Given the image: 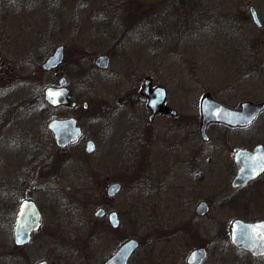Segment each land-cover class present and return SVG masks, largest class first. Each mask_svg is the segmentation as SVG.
Returning <instances> with one entry per match:
<instances>
[{"label":"rangeland","instance_id":"rangeland-1","mask_svg":"<svg viewBox=\"0 0 264 264\" xmlns=\"http://www.w3.org/2000/svg\"><path fill=\"white\" fill-rule=\"evenodd\" d=\"M250 5L262 27L253 22ZM58 45L65 47L64 62L43 70ZM100 54L110 55L109 68L96 67ZM61 76L67 77L74 99L90 106L63 113L81 117L83 145L71 148L63 174L49 179L43 178L44 164L54 145L42 128L44 118L47 122L55 113L43 95ZM146 77L153 86L167 88L168 105L192 118H200L207 92L231 107L246 99L263 101L264 0H0V264H35L52 255L54 245L65 248L57 237L46 235L54 224L70 239L97 231L92 244L101 247L107 242L104 231H120V239H142L139 251L148 253L153 239V264H186L188 253L200 245L209 249L205 264H264L223 235L235 218H264V184L254 194L259 209L235 210L228 202L236 194L231 186L236 168L230 161L236 149L264 144V113L245 129L211 124L198 178L180 162L182 131L170 128L165 134L162 117L153 120V128L163 123L157 142H145L146 133L137 131L143 127L133 120L147 127L149 112L136 113L125 101L138 99ZM170 121L177 124L180 118ZM89 139L96 142L91 154L83 150ZM161 140L163 150L168 146L169 156L177 160L162 177L167 158L157 163L155 147ZM218 154L226 161L217 163ZM218 165H227L228 171H216ZM155 171L161 177L157 182ZM115 181L123 188L107 198V187ZM262 183L264 175L237 194L251 193ZM26 196L45 205L44 223L26 246L17 247L12 216ZM53 198L60 202L56 210L47 207ZM201 200L210 206L205 216L195 213ZM101 207L107 214L99 218L95 213ZM112 211L120 216L117 229L108 221ZM94 255L102 254L95 249Z\"/></svg>","mask_w":264,"mask_h":264},{"label":"flooded vegetation","instance_id":"flooded-vegetation-1","mask_svg":"<svg viewBox=\"0 0 264 264\" xmlns=\"http://www.w3.org/2000/svg\"><path fill=\"white\" fill-rule=\"evenodd\" d=\"M251 8H255V7L253 5H250L249 6V11L251 10ZM54 51H55V49H54ZM54 51H53V53H54ZM100 55H107L110 58V55L109 54H100ZM100 55H98V56H100ZM110 62H111V58H110ZM58 67L53 68L51 70H55ZM47 71H50V70H47ZM62 78H66L67 79V77L61 76L60 79H59V81H58V83H57V85H50L48 87H59L60 86V80ZM147 79H149V92L150 93L153 92V89H155L157 87H164V86H160V85L159 86H153V84H152V78L151 77H146L145 80H144L142 89L140 91V95L138 96V99L137 100H132V101H125L126 104H127L126 108H128V109H130V108H136V111H135L136 113L137 112H141V109H143L146 112L147 111L149 112V115H148V125H147V127L143 126V124L141 122L133 120V117H129V115H126V114L125 115L122 114V115L124 117H128V118L132 119L134 122H138V123L141 124V126L143 127V129L142 130H137V131H140V132L143 131V132L146 133L147 139H146L145 142H147V143L152 142V141H153V143H155V142L158 141V130H159V126L162 125L163 123H166L167 124L166 128L164 129V133L165 134H167V133L170 132V128H173V129L182 131L183 132V136L180 139V141L178 143V146L181 147L179 149V151H181L184 154V156H183V159H180V162H182V164H184L187 167L186 171L188 172V174H191V173H193V175H196L197 174V177L199 178L200 175H199V173H197L199 171V167H204V164H205V162H204V160H205L204 159L205 152H204V148L203 147H204L205 142H207V141L210 140V136H209V139L206 140V139L203 138L202 133H201V124H202L201 103H200V118L198 116L192 118L191 116L182 115L177 109L172 108L170 105L167 104L168 91H167V88L164 87L166 89V91H167L166 100L164 102V106L169 107L171 109H175L177 113L175 115H172L169 112H167V113L164 112V109L163 108H160L153 115V110L149 106L150 97H149V95H147V94H145L143 92V90H144V84H145V81ZM67 84H68V79H67ZM48 87H46L45 90H44V95H43L44 96V101L54 111L55 117L51 118L47 122H46V120L44 118L43 128H42L43 134L42 135L44 136V135L48 134L50 136V139L52 141V145H54V150L52 152L51 157H49V159H47V161L44 164L45 165V173L43 174V178L50 177L49 179H51L52 177H56L57 178L61 173L63 174V172L65 170V163L67 161L66 158H67V155H68L69 150L71 148H73L74 146H76L77 144H80L81 143V140H82V138L84 136V129L80 125L81 117H76V116H73V115L65 116L63 113L66 112V110H72V111L75 110V109L76 110H79V109L86 110V109L89 108L90 104L87 101H84L82 103H79L77 100H75L74 97H73V94H72L71 89L67 86V88L70 90V94L72 96V101L75 102V105L70 106L68 104H60V105L54 106V105H52L51 103H49L45 99V91H46V89ZM207 93L210 94L213 99H215V100L219 101L220 103L224 104L220 100H218L215 97H213V95L211 93H209V92H207ZM207 93H205V94H207ZM245 101L255 102V101L246 99V100H243L242 102H240V104L238 105V107H240V105L243 102H245ZM260 102H264V100L263 101H260ZM256 103H259V102H256ZM224 105L225 106H228L226 104H224ZM228 107H231V106H228ZM238 107H231V108H238ZM260 116H258L253 123H251V124H249L247 126L231 127V126H228V125H225V124H222V125H224V126H226L228 128H233V129L234 128L235 129L236 128H238V129H245V128H248V127L252 126L257 121V119ZM158 117H162L163 120H164V122L163 123L161 122V124H159V125H157V126H155L153 128V120L156 119V118H158ZM70 118H74L76 120V125L80 129L79 136L75 140L71 141L67 146H59L56 143L54 133L49 128V124H50L51 121H53L55 119H70ZM178 118H180V121L177 124H173V122L170 121L171 119H178ZM168 119H170V120H168ZM211 124H215V122L214 123H210L209 126ZM216 124H221V123H216ZM192 125H195L196 128L194 127L195 129H192L193 128ZM209 126H208V128H209ZM44 128L46 129V133L44 132L45 131ZM208 128H207V133H208ZM105 129H107V128H105ZM108 129H110V128H108ZM153 129L155 130V133H153V137H151V131H153ZM134 132H136V131L135 130L131 131L129 133V136L131 135V133H134ZM208 135H209V133H208ZM41 143H43V142H41ZM40 144H37V145H40ZM81 144L83 145V143H81ZM259 144H262L263 147H264V144L263 143H257L253 147H251V148H249V147H240V148L236 149L235 154H234V158L231 159V161H230L231 167L233 168L235 166V168H236L234 177H233V179L231 181V186L236 191V194H235V196L229 198L228 199V202L230 203V206H232L235 210L240 209V208H244V209L245 208H248V211L250 212L254 208L255 209H259L258 206L262 207V205H259L258 204V200H255L254 199V194H256L262 188V186H263L264 183H262V185L260 187H258L255 191H253L251 193L249 192L250 194L247 193L245 195H242V194H239L238 195L237 193L245 190L246 188H248L250 186L252 187V185H254L255 183H259V181L261 179V176L264 175V171L261 174H259L257 177L249 180L244 185L236 186V187L233 185V182H234L235 178L237 177V175L239 173V170H240V164L236 160L238 151H240V150L253 151L254 148H255V146H257ZM90 145H92V148H93V150L91 152L88 151V148H89ZM164 145H165L164 141L161 140L155 146L156 147L157 156L159 158V160L157 161V163H162L164 157L167 158L166 164L168 163V161L170 159L172 160V163L168 167H166L167 166L166 164L164 165V168H162V170H161V171L164 172V174L161 175V177L164 176V175H166V174H169L170 167L175 163V161H177L175 157H170L169 156V153H168L169 152V147L168 146H166V149L163 150ZM84 147L85 148L82 147L83 150L85 149V152L87 154H91L96 149V142L94 140H92V139H89V140H87L84 143ZM51 151H52V149H51ZM139 153H142L143 154V152H139ZM39 155H41V154H39ZM42 155H44V154H42ZM217 157L219 158L217 160V163H219L220 160L226 161V157H224V155L218 154ZM42 159H43L42 156H39L38 157V161L39 162ZM34 165H35V163H34ZM34 165L32 164L30 166V169H33L34 168ZM231 167L229 166L230 173L232 172ZM219 168L221 169V172L226 173V171H228L227 170V165L226 166L218 165L216 167V171ZM165 169H167V170H165ZM224 173L222 175L223 177L225 176ZM156 174H157V172L155 171V175H153V180L155 182H157L158 180L161 179V177L160 178L159 177L157 178V175ZM49 179H47V180H49ZM115 182H119V181H115ZM115 182H112V183H115ZM13 183L14 182L11 183L12 186H13ZM46 183L49 184L50 182H46ZM119 183L121 184V189H120V191H121L122 188H123V185H122L121 182H119ZM199 185H200V183H199ZM107 189H108V187H107ZM70 190H71V186H67V191H70ZM106 196H107V198H110V199L113 198V197H115V196L110 197L107 194V191H106ZM28 201H33L36 204V206H37V208H38V210L40 212V215H41L38 228L32 230V232H31V239H30V241L32 240L33 235L35 234V232H37V231H39L40 229L43 228L45 205L44 204H41V203H38L34 198H30V197L26 196L25 199L20 203V205L18 207V211H17L16 216L15 217H14V215L12 216V218L14 219V222H13L14 225H13V229H12L14 243H15L14 231H16L18 215H19V213L21 211V207L23 206V204L25 202H28ZM202 201H205L208 204V207H209L208 212L210 210L209 203L206 200H201V201L198 202V204L195 207V213H196L197 216H205L208 213L207 212L204 215H199L197 213V211H196L197 206ZM59 204H60V202H59L58 198H56V200L55 199L54 200H50L48 202V204H47V207L56 210L57 208H59V206H60ZM100 209H104V211H105L104 216H105L107 214V210L104 207H101ZM112 212H116V211H112ZM112 212H110V213H112ZM110 213H108V216H109ZM116 213L118 214V212H116ZM95 215H96V213H95ZM118 217H119V220H120L119 214H118ZM236 219H241V218H235L234 220H236ZM242 220H244V219H242ZM260 220H264V218H261V219H258V220H251L249 222H256V221H260ZM108 221H109V219H108ZM245 221H247V220H245ZM119 226L116 227V228H114L112 226L111 227L113 229H117V228H119ZM230 226H231V224L228 226V231L224 232L223 235L226 238H229L230 239L231 244L233 245L234 248H236L240 252L247 253L248 255H250L251 257H253V259H256V260L264 259V255L254 256L249 251H247L245 249H240V248L236 247L233 244V242H232V236H231V233H230V230H229ZM57 229H58L57 228V224L56 225L54 224L52 227L49 228V231L46 232V235L49 236V237H53V238L57 237L60 240V242H62L61 245L62 246H66V247L65 248H59L58 245H54L55 252L52 255H47V257H44L43 259L39 260L35 264H38V263L43 262V261L47 262V264H100V263L101 264H106V262L109 261L117 253V251L120 249V247L124 243H126L127 241H129V240H136L138 242V246L135 248V250L130 255V257H129L128 261H127V264H153V262H154L153 261L154 260L153 259V239H152V241H150L151 243L148 244V246H149V253H148L145 250H140L139 251V249H141V247H143V245H144L142 239H139V238H136V237H125V238L122 237L123 239L121 238L122 239L121 240L120 239V236L116 237V235L120 231H104V233H105L104 236H107V238H106V241L107 242H106L105 245H102V247H101V245H98L96 243L95 244L94 243L92 244V242L94 241L95 235L98 234L97 231H89L85 235V237H80L78 239H74L72 237V239H70L69 237H71L72 235H70V236L69 235H66V234L64 235L63 234L64 231L57 230ZM110 232L111 233H116V234H110ZM220 234H222V233H220ZM64 237H66L68 239L69 243H67L66 240H65V242H63V238ZM117 241L120 242V244L117 246L116 249L113 250L112 254L110 256H108V257H103L107 252L111 251V249L114 246V243L117 242ZM28 243L23 244V245H17L15 243V246H17V247H24ZM83 246H86V247L85 248H82ZM199 247H205L207 249L208 255H207V258H206L205 262L203 263V264H205L206 261H207V259H208V256H209V249H208V247L206 245H200V246L194 247L193 249L199 248ZM89 248L91 249L90 251L88 250ZM95 249H98L102 255L95 256L94 255V250ZM85 250H88V251L87 252H84ZM189 253H188V255H189ZM188 255H187V257H188ZM187 257H186V264H188ZM78 260H81L83 262L78 263L77 262ZM142 260H143V263H141Z\"/></svg>","mask_w":264,"mask_h":264},{"label":"water","instance_id":"water-1","mask_svg":"<svg viewBox=\"0 0 264 264\" xmlns=\"http://www.w3.org/2000/svg\"><path fill=\"white\" fill-rule=\"evenodd\" d=\"M254 23L258 27H262L263 23L255 8L250 10ZM65 58V48L59 45L54 53L50 55L42 64L44 70H51L58 67ZM95 64L102 69H107L110 65V58L107 55H100L95 59ZM67 79L60 80L59 87H48L45 91V99L54 106L60 104L75 105L72 101L70 90L67 88ZM143 92L150 97L149 106L153 110V115L160 108L164 112H169L175 115V109L164 106L167 91L164 87H157L153 92H149V79L145 81ZM50 93H58V95H50ZM264 112V102L245 101L240 105L239 109L225 106L219 101L213 99L210 94H205L201 100L202 124L201 133L204 139L208 140L209 135L207 128L210 123H223L231 127L247 126L253 123L256 118ZM49 128L55 136L56 143L59 146H67L71 141L79 136L80 129L76 125L74 118L70 119H55L50 122ZM93 150L92 145L88 151ZM237 162L240 164V170L235 178L233 185L241 186L249 180L257 177L264 171V147L262 144L255 146L253 151L240 150L238 151ZM121 189L119 182L112 183L108 186L107 194L110 197L115 196ZM208 204L202 201L197 206V213L204 215L208 212ZM104 209H99L96 212L97 217H103ZM40 212L33 201H28L23 204L18 215L16 231H14L15 243L23 245L30 241L31 232L37 229L40 222ZM110 224L116 228L120 225V220L116 212H112L108 216ZM233 244L240 248L249 251L254 256L264 255V220L256 222H248L242 219H236L232 222L230 228ZM138 246L136 240H129L124 243L117 253L106 262V264H127V261ZM208 252L205 247L193 249L188 257V264H203L207 258ZM38 264H47L43 261Z\"/></svg>","mask_w":264,"mask_h":264},{"label":"snow or ice","instance_id":"snow-or-ice-1","mask_svg":"<svg viewBox=\"0 0 264 264\" xmlns=\"http://www.w3.org/2000/svg\"><path fill=\"white\" fill-rule=\"evenodd\" d=\"M50 95H58V93H50Z\"/></svg>","mask_w":264,"mask_h":264}]
</instances>
